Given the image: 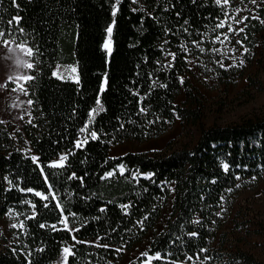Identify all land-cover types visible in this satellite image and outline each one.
<instances>
[{
	"label": "trees",
	"instance_id": "obj_1",
	"mask_svg": "<svg viewBox=\"0 0 264 264\" xmlns=\"http://www.w3.org/2000/svg\"><path fill=\"white\" fill-rule=\"evenodd\" d=\"M244 4L253 10L243 20V31L237 25L231 33L239 19L236 10ZM17 16L20 24L13 23L9 31L7 22ZM113 19L108 55L106 29ZM260 20L264 0H221L219 5L215 0H121L119 5L115 0H0V31L6 33L0 41L14 39L32 47L35 65L30 69L35 79L26 82L33 101L29 118L14 131L0 123V218L14 210L24 221L8 245L1 244L0 236V264H56L70 243L73 255L67 264H119L154 231L173 193L171 213L146 251L160 255L152 264H264L246 250L230 248L223 230L229 198L264 180V115L233 124H201L190 145L171 140L153 151L110 155L114 145L161 137L177 117L184 124L201 123L203 102L192 82L196 73L190 59L201 74L214 75L227 87L245 75L243 67L221 53L226 36L233 35L231 45L245 62L264 69ZM221 22L224 27L217 26ZM57 62L76 63L79 82L53 75ZM182 94L186 100L178 104ZM98 99L104 110L89 123ZM85 137L87 144L75 147ZM70 152L64 167H50ZM148 173L154 175L146 178ZM65 216L68 227L79 231L60 225ZM147 257L129 264H143Z\"/></svg>",
	"mask_w": 264,
	"mask_h": 264
},
{
	"label": "rangeland",
	"instance_id": "obj_2",
	"mask_svg": "<svg viewBox=\"0 0 264 264\" xmlns=\"http://www.w3.org/2000/svg\"><path fill=\"white\" fill-rule=\"evenodd\" d=\"M249 10H253L252 5H241L237 15L239 19L233 23L231 33L238 25L240 29L243 26V17H245ZM237 21H242L237 23ZM233 35L226 36L220 47L221 53L228 57L232 63L240 65V61L244 59L239 53L234 51L231 42ZM10 41L8 47L12 49L11 52H6L3 45V40L0 41V85L6 84V87L0 88V121L5 122L11 130L22 129L23 121L29 118L30 105L26 101L30 100L28 95L20 92L18 85H22L26 89V82L24 80H17L16 83L7 81L8 76L20 77L22 75L30 76V69L26 67L17 66V60L24 63H32L31 56L26 55L25 52L17 48L14 39H7ZM15 42H12V41ZM109 43L112 49V34L107 36L105 44ZM28 46V45H27ZM29 47V46H28ZM260 51V49L258 50ZM8 57H11L10 59ZM190 65L195 70V75H192V82L199 92L202 99V113L204 117L200 124H184L180 118H177L173 127L164 135L157 139L138 142L126 141L121 144L114 145L110 150L111 157L123 155L127 152H147L163 148L171 140H176L178 145H190L196 142L199 136V127L204 125L209 127L212 125H226L241 122L246 118H254L256 116L264 115V69L258 68L257 64H249L244 61L241 66L245 70V75L239 80L237 84L225 86L214 75L201 74L195 65V61L190 59ZM223 64V62H222ZM59 67V76L65 80L76 81L79 77L77 64L73 62H57L54 65V72ZM76 68V72L71 69ZM196 68V69H195ZM56 76V75H55ZM261 80L260 85H253L249 77ZM58 77V76H57ZM186 100L184 94L177 98V103L181 104ZM13 103L19 107H12ZM188 106V104L186 105ZM21 117H23L21 119ZM59 161V158L53 162ZM174 185L171 184L173 192ZM174 199V193L164 210L163 215L157 223L154 231L148 233L144 240L136 244L131 250H128L119 264H129L136 259L141 253H145L150 245V241L156 233H159L167 218L171 213V207ZM231 202L228 204L230 210L224 225V232L227 237V245L235 248H241L252 253L258 259L264 261V180L252 190H242L240 193L229 198ZM11 213V215H10ZM24 225L23 217L17 214L14 210H10L7 214L0 218V236L1 244L8 245L14 238L15 230L20 228H13L12 225ZM64 226V224H60ZM72 243L63 247H69L72 251ZM55 261L56 264L63 263L64 252ZM153 257L148 255L143 264H152ZM186 264H206L204 261H189Z\"/></svg>",
	"mask_w": 264,
	"mask_h": 264
},
{
	"label": "snow or ice",
	"instance_id": "obj_3",
	"mask_svg": "<svg viewBox=\"0 0 264 264\" xmlns=\"http://www.w3.org/2000/svg\"><path fill=\"white\" fill-rule=\"evenodd\" d=\"M133 2H136V0H133ZM193 2H195V0H193ZM215 2H216V4H218V5L221 4V0H215ZM13 3H15V0H13ZM120 3H121V0H115V5H119ZM223 3H224V4H228V3H229V0H223ZM251 3L256 4V3H257V0H251ZM17 7H19V6L17 5ZM141 10H143V9H141ZM117 11H118V8H117L116 6H114V7H113V11H112V16H113V17L116 16ZM134 11H135V10H134ZM236 11H239V9H237ZM255 18H256V19H260L259 17H255ZM20 19H21V18L17 16V17H13L12 19H10V20L7 22L8 25H9V31H11V26L13 25V23H15L16 25H19V24H20ZM243 19H244V20H247L248 17H243ZM240 22H242V21H237V23H240ZM260 22H261L262 24H264V20H260ZM115 24H116V21H115V19H113V20H112V23H111V24L109 25V27L106 29V32H107L109 38L111 37V34H112V32H113V28L115 27ZM217 26H218V27H224V22H221V23H220L219 25H217ZM229 27H230V26H229ZM18 31H19L21 34L24 33V29H23L22 27L19 28ZM240 31H243V29L241 28ZM5 35H6V33H5L4 31H0V38L5 37ZM225 35H227V34H225ZM217 39L219 40L220 37L218 36ZM12 42H15V41L13 40ZM193 43L196 44L197 47H199V44H198L197 42L194 41ZM237 43H242V41H237ZM9 44H10V41H9V40H7V39H4V40H3V45H2V46L4 47V49H5L6 52H11V51H13L12 49H10V48L8 47ZM181 47H184V46L182 45ZM17 48L20 49L21 51L25 52L26 55H28V56H32V55H34V53H33V48H32V47H28V46L26 45V43H18V44H17ZM104 48L107 49V51H108V55H111V46H110V44H109V43H106V44L104 45ZM200 51H203V49H200ZM214 51H218V50L214 49ZM248 51H249V49H247V48L244 49V52H248ZM169 55L172 57L173 60L176 59V54H175V53H169ZM8 58L10 59L11 57H8ZM16 64H17V66H20V67H26L27 69H33V68L35 67V65H34L33 63H24V62L19 61V60H17ZM243 65H244V61L241 60L239 66H243ZM233 66H236V65H229V67H233ZM221 67H224V65H223L222 63H221ZM71 71H72V72H76L77 69H76V68H72ZM53 75H56V76H58V78L63 79L62 76H59V67L57 68V70H56L55 72H53ZM18 79H19V80H24V81H31V80H34L35 78H34L33 76H29V75H22V76H20V77H15V76H11V75H10V76L7 77V81H8V82H11V83H16ZM180 81H181V83H183V78H180ZM76 82H77V83L79 82V77H78V76L76 77ZM106 85H107V75L105 74V76H104V81H103V86H102V88H101V92L104 90V86H106ZM6 86H7L6 84H4V85H0V88L6 87ZM162 86H163V87H166V85H162ZM16 90H19L20 92L24 93L25 95L28 94V93H27V90H26L22 85H18V89H12V91H16ZM26 103H27L28 105H31V104L33 103V101H32V100H28V101H26ZM97 105H98L99 107H98V108H95V109H92V111H91V113H90L89 123H91L92 120L94 119V115H93V114L97 113L98 111H103V110H104V109H103V106L100 104L99 99L97 100ZM12 107H19V105H17L16 103H13ZM141 111L143 112V111H145V109H141ZM22 118H23V117H21V119H22ZM177 118H179V117H177ZM0 123H3V121H0ZM29 123H31V121H29ZM121 127H123V126H121ZM86 130H87L86 128H82V129H80L81 132H85ZM90 135H91L92 139H96V138H97V133H96L95 131H92V132L90 133ZM87 142H88L87 137H85V139H84L83 141H79V140H77L76 143H75V147L79 148V147L82 146V144H87ZM71 154H72V153L70 152L68 155H62V156H60L59 161H57V162H53V163L50 165V167H64V162L68 160V156L71 155ZM31 158H32L33 161H38V160H39V157H37V156H32ZM223 168H224V170L227 172V171L229 170V165H228L227 163H224V164H223ZM119 171H120L121 173H123V172L125 171V168H124L123 165H120V166H119ZM41 172H43V168H41ZM113 174H114V172H108V173H106V176H112ZM153 175H154V173H148V174H146V178H149V179H150ZM73 176H75L74 173H73ZM44 178H45V180L48 179L47 176H45ZM80 179H82V178H80ZM214 182H215V181H213V183H214ZM49 187H51V186H49ZM237 187H239V185H237ZM22 190H23V189H22ZM27 191L32 192V191H34V190H33V189H27ZM228 191L231 192L232 189H228ZM36 195H37V196H42L43 194H42L41 192H36ZM44 199H47V197L45 196ZM123 207H127V206L125 205V206H123ZM61 211H63L62 208H61ZM101 211H103V209H101ZM221 214H222V213H217V215H221ZM10 215H11V213H10ZM71 215H72V216H75V214H71ZM144 219H147V217H145ZM61 223L64 224V228H65V230H68V231H70V232H71V231H79V229H72V228H69V227H68V216H65V217L63 218V220L61 221ZM138 223L142 225V224H143V221H138ZM40 226L43 228L45 225H40ZM12 227H13V228H16V227L23 228V224H22V223H21L20 225H15V224H14V225H12ZM51 227H52L54 230H58V229H56V226H55V225H51ZM190 235H191V236H197L198 233L193 232V233H191ZM73 239L75 240V236H73ZM104 247H107V245H104ZM40 251H43V249H40ZM117 251H122V249H117ZM201 251H207V249H201ZM63 252H64V254H65L64 257H63V264H67L68 256H69V255H73V253H72V251H71V248H69V247H65V248L63 249ZM141 255H143V256H148V253H147V252H145V253H141ZM153 258H155V259H159V258H160L159 253H157L156 256L153 257ZM189 259H191V258H189ZM28 264H31V261H29Z\"/></svg>",
	"mask_w": 264,
	"mask_h": 264
}]
</instances>
